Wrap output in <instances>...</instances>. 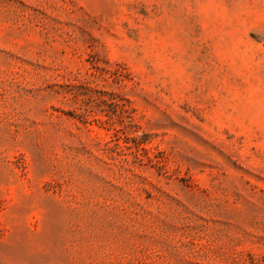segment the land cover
<instances>
[{"label": "rangeland", "instance_id": "rangeland-1", "mask_svg": "<svg viewBox=\"0 0 264 264\" xmlns=\"http://www.w3.org/2000/svg\"><path fill=\"white\" fill-rule=\"evenodd\" d=\"M0 264H264V0H0Z\"/></svg>", "mask_w": 264, "mask_h": 264}]
</instances>
